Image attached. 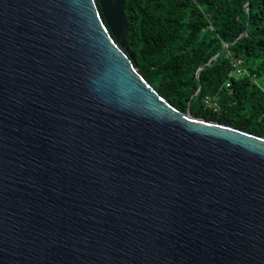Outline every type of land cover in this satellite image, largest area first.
I'll use <instances>...</instances> for the list:
<instances>
[{
	"label": "water",
	"instance_id": "water-1",
	"mask_svg": "<svg viewBox=\"0 0 264 264\" xmlns=\"http://www.w3.org/2000/svg\"><path fill=\"white\" fill-rule=\"evenodd\" d=\"M125 1L0 0V264H264V135L160 95Z\"/></svg>",
	"mask_w": 264,
	"mask_h": 264
},
{
	"label": "trees",
	"instance_id": "trees-1",
	"mask_svg": "<svg viewBox=\"0 0 264 264\" xmlns=\"http://www.w3.org/2000/svg\"><path fill=\"white\" fill-rule=\"evenodd\" d=\"M124 12L133 59L160 95L195 117L264 135L256 81L264 73V0H126ZM233 58L242 59L239 75Z\"/></svg>",
	"mask_w": 264,
	"mask_h": 264
},
{
	"label": "built area",
	"instance_id": "built-area-1",
	"mask_svg": "<svg viewBox=\"0 0 264 264\" xmlns=\"http://www.w3.org/2000/svg\"><path fill=\"white\" fill-rule=\"evenodd\" d=\"M232 66H233L234 75H239L244 71L243 62L241 58H233ZM204 103L212 110H217L219 107L218 102L215 99H212L208 96L204 98Z\"/></svg>",
	"mask_w": 264,
	"mask_h": 264
},
{
	"label": "rangeland",
	"instance_id": "rangeland-1",
	"mask_svg": "<svg viewBox=\"0 0 264 264\" xmlns=\"http://www.w3.org/2000/svg\"><path fill=\"white\" fill-rule=\"evenodd\" d=\"M256 81H257L258 84H260L264 88V73H262L261 75H259L256 78Z\"/></svg>",
	"mask_w": 264,
	"mask_h": 264
}]
</instances>
